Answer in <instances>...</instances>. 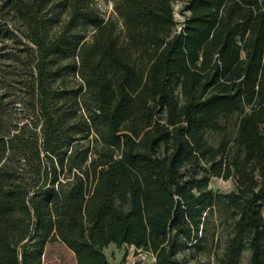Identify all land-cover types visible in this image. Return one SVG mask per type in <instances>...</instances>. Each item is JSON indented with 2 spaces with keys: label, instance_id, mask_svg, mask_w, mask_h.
Listing matches in <instances>:
<instances>
[{
  "label": "trees",
  "instance_id": "16d2710c",
  "mask_svg": "<svg viewBox=\"0 0 264 264\" xmlns=\"http://www.w3.org/2000/svg\"><path fill=\"white\" fill-rule=\"evenodd\" d=\"M176 1L0 0V264H264V0Z\"/></svg>",
  "mask_w": 264,
  "mask_h": 264
},
{
  "label": "rangeland",
  "instance_id": "374dc122",
  "mask_svg": "<svg viewBox=\"0 0 264 264\" xmlns=\"http://www.w3.org/2000/svg\"><path fill=\"white\" fill-rule=\"evenodd\" d=\"M97 5L105 16H113L114 12V0H96ZM183 0H177L175 2V16L179 23L184 20V14L181 12ZM210 185L214 189H220L222 191H229L234 187L231 179L225 180L220 177H214ZM264 211V206H263ZM211 224L217 222V215H212L210 218ZM213 227L209 229L208 239L204 242V249L199 252V257L204 260L205 264H215L213 258V245L211 241L210 232ZM222 237L225 236L221 233ZM109 259L113 264H153L155 256L142 248H137L133 244H122L118 246L116 243H110L105 247ZM184 253L190 254V249L180 248V255ZM250 252L248 250L244 253V261L249 258ZM193 258H190L188 264H194ZM42 264H78L75 252L69 248L62 240H53L47 243L43 256Z\"/></svg>",
  "mask_w": 264,
  "mask_h": 264
}]
</instances>
